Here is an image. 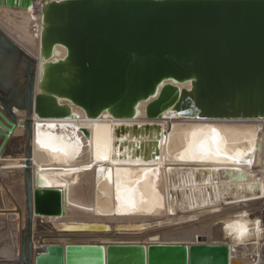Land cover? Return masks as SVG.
Wrapping results in <instances>:
<instances>
[{"label": "water", "instance_id": "95a60500", "mask_svg": "<svg viewBox=\"0 0 264 264\" xmlns=\"http://www.w3.org/2000/svg\"><path fill=\"white\" fill-rule=\"evenodd\" d=\"M33 10L35 0H0ZM38 58L0 30V102L38 120L264 119V0H41ZM188 85L189 87H184ZM183 86V87H182ZM0 117L15 124L0 111ZM0 124H2L0 122ZM6 145L10 134L0 131ZM27 201L32 212L29 172ZM58 190L36 213L63 214ZM82 229L106 230L86 224ZM35 264H230L221 244H56ZM22 264H33L32 244Z\"/></svg>", "mask_w": 264, "mask_h": 264}, {"label": "bare ground", "instance_id": "6f19581e", "mask_svg": "<svg viewBox=\"0 0 264 264\" xmlns=\"http://www.w3.org/2000/svg\"><path fill=\"white\" fill-rule=\"evenodd\" d=\"M35 3L33 10L0 4V30L38 58L41 0ZM10 109L14 120L0 102V111L15 124L9 132L10 125L0 117V131L10 134L0 152V264H22L29 242L33 264L37 255L49 253L48 247L56 244L198 242L227 246L230 264H264V119L185 120L169 111L155 120L146 119L144 112L133 120H113L107 114L88 120L73 107L74 118L69 120L32 116L27 157L26 111ZM203 126L233 130V138L241 141L229 145L233 151L255 150L238 163L177 158L184 151L183 131ZM98 128L102 136L107 130V157L102 149L100 159ZM248 139L254 145L247 144ZM3 141L1 136L0 146ZM76 142L81 145L79 155L69 162L59 146ZM118 170L122 177L131 174L121 184L119 198ZM39 190H58L63 214L36 213L34 195ZM144 199L150 203L142 204ZM86 224L108 225L111 230L86 231Z\"/></svg>", "mask_w": 264, "mask_h": 264}, {"label": "snow or ice", "instance_id": "6c2138e0", "mask_svg": "<svg viewBox=\"0 0 264 264\" xmlns=\"http://www.w3.org/2000/svg\"><path fill=\"white\" fill-rule=\"evenodd\" d=\"M102 136L101 130L97 129V151L96 158H101V150L103 149L104 158L107 157V134ZM171 140V137L169 138ZM38 143L41 144V147L45 146V141L38 140ZM182 142L184 151L178 155L177 158L184 159L185 157L190 159H201L207 160L210 162H226L231 161L233 163H238L241 159L248 156L249 151H254V147L248 150L237 149L233 151L229 145H234L240 143L241 141L233 138V130L229 129H217L214 127L203 126V127H193L187 130H184L182 133ZM249 145H254V141L248 139L246 141ZM81 145L79 142L75 144H61L59 150L68 157L69 162H71L77 155H79ZM53 150H56L55 148ZM223 155L225 160L217 159L218 156ZM171 158V157H170ZM244 162L251 163L250 160L244 159ZM102 171V170H101ZM170 171V170H169ZM131 176L130 173H124L123 177L120 171H117V196L119 198L120 186L126 179ZM139 183V181H137ZM129 202H131L129 200ZM142 204H149L150 201L144 199L141 201ZM257 223H259L257 221ZM243 235V232L241 233Z\"/></svg>", "mask_w": 264, "mask_h": 264}, {"label": "rangeland", "instance_id": "374dc122", "mask_svg": "<svg viewBox=\"0 0 264 264\" xmlns=\"http://www.w3.org/2000/svg\"><path fill=\"white\" fill-rule=\"evenodd\" d=\"M38 233H41V235L40 236H43L42 234H44V232L43 231H41V230H38ZM31 237H32V233H31ZM30 237V238H31ZM30 238H29V240H30ZM34 240H36V239H34Z\"/></svg>", "mask_w": 264, "mask_h": 264}, {"label": "built area", "instance_id": "2783aa9c", "mask_svg": "<svg viewBox=\"0 0 264 264\" xmlns=\"http://www.w3.org/2000/svg\"><path fill=\"white\" fill-rule=\"evenodd\" d=\"M261 220H262V222L264 223V210H263V217H262Z\"/></svg>", "mask_w": 264, "mask_h": 264}]
</instances>
